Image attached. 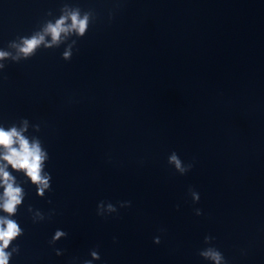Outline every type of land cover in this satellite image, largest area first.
<instances>
[{
  "label": "water",
  "instance_id": "obj_1",
  "mask_svg": "<svg viewBox=\"0 0 264 264\" xmlns=\"http://www.w3.org/2000/svg\"><path fill=\"white\" fill-rule=\"evenodd\" d=\"M77 9L84 35L45 47ZM0 51V127L39 142L49 184L0 148L23 197L9 264H264V0H0Z\"/></svg>",
  "mask_w": 264,
  "mask_h": 264
},
{
  "label": "clouds",
  "instance_id": "obj_2",
  "mask_svg": "<svg viewBox=\"0 0 264 264\" xmlns=\"http://www.w3.org/2000/svg\"><path fill=\"white\" fill-rule=\"evenodd\" d=\"M71 20V24L66 26L65 20ZM89 24V14L85 13L83 17L80 16L79 10L72 11L69 16H61L55 24L49 22L46 27L43 29L45 34L51 36L52 41L49 44H45V47H52L53 44H58L61 40V33L68 34L73 30L79 35L83 36L85 31L88 28ZM45 43V36L41 33H36L30 38H23L22 44L17 46L18 55L12 57L13 60H19L21 54L24 58H28L35 53V50ZM10 56V53L5 51H0V60H3ZM70 52L66 51L64 57L68 58ZM5 66L0 64V69H3ZM25 126L27 121L24 122ZM21 131H18L16 127H12L8 130L0 127V148L5 149V154L3 159L7 161L14 169L23 170L30 177L31 181L34 184H37L39 187L38 191L42 195L44 189L49 186L48 176L45 174L41 175V163L45 159V154L41 151L39 142L29 143ZM18 145V146H14ZM169 163L174 164L177 171L181 174L189 171L193 165L189 164L185 167L182 164V161L179 159L177 154L173 153L169 157ZM0 186H3L4 192L2 197V203H0V210L7 213L8 216H0V264H9V260L12 256V252H19V246H15L12 249V252L5 251L12 241L23 234V229L20 227L19 223L9 217L13 216L17 212V205L22 202V189L19 186H14L13 177L5 171L3 168H0ZM194 200H199V195L195 192L192 193ZM109 210L115 211L113 206L109 204ZM31 210V209H30ZM199 215V212L197 213ZM41 219L43 215L37 213ZM61 236H67V233L57 230L53 240L59 239ZM212 237L205 236L204 242L208 243ZM156 242L159 243V238L156 239ZM199 256L205 260L213 261L214 264H227V261L223 254L216 248L209 247L204 250L199 251ZM94 259H100L98 252L93 251L91 253ZM85 264H91V261H85Z\"/></svg>",
  "mask_w": 264,
  "mask_h": 264
}]
</instances>
